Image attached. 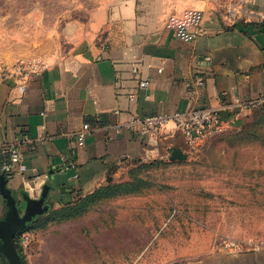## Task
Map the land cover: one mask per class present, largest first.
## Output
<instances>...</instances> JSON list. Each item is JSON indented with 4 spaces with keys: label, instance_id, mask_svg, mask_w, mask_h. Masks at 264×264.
Listing matches in <instances>:
<instances>
[{
    "label": "crops",
    "instance_id": "obj_1",
    "mask_svg": "<svg viewBox=\"0 0 264 264\" xmlns=\"http://www.w3.org/2000/svg\"><path fill=\"white\" fill-rule=\"evenodd\" d=\"M45 49L38 74L0 71V164L30 136L19 144L26 171L4 180L22 216L27 199L46 193L44 208L57 209L132 164L171 161L175 149L179 160L191 156L173 124L157 143L137 137L134 115L229 106L243 115L239 104L264 103V0L247 2L236 21L210 0H100ZM133 63L151 80L147 92ZM197 76L205 86L189 87ZM9 214L0 191V221ZM184 264H264V246L219 248Z\"/></svg>",
    "mask_w": 264,
    "mask_h": 264
},
{
    "label": "rangeland",
    "instance_id": "obj_2",
    "mask_svg": "<svg viewBox=\"0 0 264 264\" xmlns=\"http://www.w3.org/2000/svg\"><path fill=\"white\" fill-rule=\"evenodd\" d=\"M98 1L0 0L2 74L44 62L63 26ZM210 1L230 17L239 0ZM241 117L184 161L132 164L35 216L18 237L21 264H184L230 242L264 246V103Z\"/></svg>",
    "mask_w": 264,
    "mask_h": 264
},
{
    "label": "built area",
    "instance_id": "obj_3",
    "mask_svg": "<svg viewBox=\"0 0 264 264\" xmlns=\"http://www.w3.org/2000/svg\"><path fill=\"white\" fill-rule=\"evenodd\" d=\"M249 1L250 0L238 1L237 8L230 14L229 18L231 21H236L241 17L243 7ZM43 68H45L44 62L32 65L28 64L25 66H18L14 69L16 72L12 74H19L27 78L31 74H38ZM132 73L134 80L137 82L138 88L143 92H147L150 88L151 80L141 76L139 67L136 63L132 64ZM8 75H11V72H9ZM187 85L189 87L193 85L200 89L205 86V81L202 76H197L194 82H188ZM24 90L26 89L24 88ZM129 99L134 101L136 96L131 94ZM253 105L254 104L252 103H241L239 104V107L240 110H242L241 108L244 110H250ZM224 109H230L233 113L229 116L227 123L221 121L220 112ZM241 115V112H238L237 108L234 106L195 109L185 112H176L174 114L158 113L148 116L134 115L129 121L128 127L140 139H148L151 143H157L162 138L167 125L173 124L175 131L184 137L188 146L196 149L224 129L225 126L234 123ZM29 137L28 134H25L21 141H18L17 146L12 145L6 148L9 152V157L5 162L0 164V174L11 176L26 171L27 167L24 163V154L21 151L19 144L28 141ZM81 140L84 141V138L82 137ZM224 249L231 253L238 254L241 253L244 248L236 242H230L224 246Z\"/></svg>",
    "mask_w": 264,
    "mask_h": 264
},
{
    "label": "water",
    "instance_id": "obj_4",
    "mask_svg": "<svg viewBox=\"0 0 264 264\" xmlns=\"http://www.w3.org/2000/svg\"><path fill=\"white\" fill-rule=\"evenodd\" d=\"M232 112L221 111V121L227 123ZM176 149L171 161H182L176 158ZM5 175L0 174V191L7 198L10 207V214L6 216L4 221H0V253L8 255L11 264H21L16 249L15 238L19 230L24 229L35 216L43 215L47 209L44 208L46 193L40 199H27V205L24 215H21L20 208L17 205L13 195L5 190Z\"/></svg>",
    "mask_w": 264,
    "mask_h": 264
},
{
    "label": "trees",
    "instance_id": "obj_5",
    "mask_svg": "<svg viewBox=\"0 0 264 264\" xmlns=\"http://www.w3.org/2000/svg\"><path fill=\"white\" fill-rule=\"evenodd\" d=\"M114 187H116V186H111V185H109V186H107V187H104V188L100 189V190L98 191V193L103 192V191H106V190L111 189V188H114ZM19 234H20V233H19ZM19 234H18V235L16 236V238H15V243H16V244H17V241H18Z\"/></svg>",
    "mask_w": 264,
    "mask_h": 264
},
{
    "label": "flooded vegetation",
    "instance_id": "obj_6",
    "mask_svg": "<svg viewBox=\"0 0 264 264\" xmlns=\"http://www.w3.org/2000/svg\"><path fill=\"white\" fill-rule=\"evenodd\" d=\"M21 230H22V229H21ZM21 230H19L18 233H19ZM18 233H17V234H18Z\"/></svg>",
    "mask_w": 264,
    "mask_h": 264
}]
</instances>
